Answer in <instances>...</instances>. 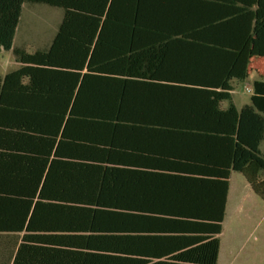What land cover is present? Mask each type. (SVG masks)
<instances>
[{"label": "trees", "instance_id": "16d2710c", "mask_svg": "<svg viewBox=\"0 0 264 264\" xmlns=\"http://www.w3.org/2000/svg\"><path fill=\"white\" fill-rule=\"evenodd\" d=\"M25 1L64 16L46 52H19L18 66L0 75V264L122 263L98 254L104 229L74 215L96 212L87 206L100 196L82 190L104 164L119 162L121 136L136 123L179 124L216 139L223 204L231 171L264 201V80L251 82L240 109L231 96L246 79L258 0H0V57ZM31 139L55 153L69 139L64 148L79 156L84 188L62 199L46 192L39 160L31 166L23 153ZM218 247L209 240L194 261L215 264Z\"/></svg>", "mask_w": 264, "mask_h": 264}, {"label": "crops", "instance_id": "0c3cea01", "mask_svg": "<svg viewBox=\"0 0 264 264\" xmlns=\"http://www.w3.org/2000/svg\"><path fill=\"white\" fill-rule=\"evenodd\" d=\"M257 5L244 84L264 80V28L256 33ZM37 10L50 17L44 33L38 36L41 41L28 37L22 23ZM63 16L64 10L59 7L23 3L10 50L13 69L18 66L19 52L36 50L31 42L42 52L50 48ZM248 89L251 87H243L239 95L231 92L237 109L246 104L241 97L250 96ZM134 125L136 131L128 127L121 136L124 146L118 158L112 159L119 162L104 164L106 169L95 173L96 178L88 180L87 188L80 185L79 156L73 155L74 149L64 148L71 147L69 139L59 144L58 153L56 146L48 152V146H39L37 139L24 141L22 149L31 166L39 160L41 179L48 181L46 192L54 198L62 199L65 193L73 195L81 187L83 192H96L95 198L100 196V205L87 206L96 212L78 211L74 215V219L80 216L82 224H95L109 236L97 241L100 255L118 256L121 264H204L194 259L201 258L206 242L217 238L215 264H264V227L258 237L253 236L264 201L240 173L231 171L223 204L224 161L222 149L212 144L216 139L184 132L193 127L179 124ZM58 140L59 135L57 144ZM36 149L39 156L35 155ZM219 219L221 230L217 233Z\"/></svg>", "mask_w": 264, "mask_h": 264}, {"label": "rangeland", "instance_id": "374dc122", "mask_svg": "<svg viewBox=\"0 0 264 264\" xmlns=\"http://www.w3.org/2000/svg\"><path fill=\"white\" fill-rule=\"evenodd\" d=\"M257 20H256V26H255V30L256 33H259L258 31L261 28H264V0H259L258 5H257ZM31 14V13H30ZM29 17L25 20H23L22 23H24V28L26 29L25 34L28 37L31 38H40L38 37L41 33H44L43 31L45 30L46 26L48 25L49 21H50V17L49 15H47L46 12L37 10L36 14H31L28 15ZM38 41H41V39H39ZM259 41V39H258ZM34 46V48H36V50L41 51L40 49L37 48L35 43H30ZM28 50V48H27ZM14 66V60L12 59V52L10 53H5L0 57V74H5L6 72H8V70H10L9 68L13 69ZM263 74H264V70H263ZM252 78V76L250 77V79ZM252 80V79H251ZM250 82V80H249ZM250 86V84L245 83L243 85H240L239 87L234 89V93L236 94H241V90L243 89V87H248ZM243 99H245V103H248V94H243L242 97ZM235 100V99H234ZM243 102V101H242ZM236 104H239L238 101H235ZM261 214L259 217L256 218L255 221V231L253 232V236L254 237H258L262 231V228L264 227V209H261ZM263 216V217H262ZM263 219V220H262Z\"/></svg>", "mask_w": 264, "mask_h": 264}, {"label": "built area", "instance_id": "2783aa9c", "mask_svg": "<svg viewBox=\"0 0 264 264\" xmlns=\"http://www.w3.org/2000/svg\"><path fill=\"white\" fill-rule=\"evenodd\" d=\"M247 91H248L249 93H251V89H248Z\"/></svg>", "mask_w": 264, "mask_h": 264}]
</instances>
